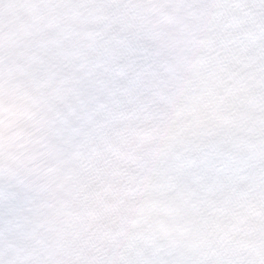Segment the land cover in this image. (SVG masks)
Instances as JSON below:
<instances>
[{
    "label": "snow or ice",
    "instance_id": "snow-or-ice-1",
    "mask_svg": "<svg viewBox=\"0 0 264 264\" xmlns=\"http://www.w3.org/2000/svg\"><path fill=\"white\" fill-rule=\"evenodd\" d=\"M110 7L0 0V264H264V0Z\"/></svg>",
    "mask_w": 264,
    "mask_h": 264
},
{
    "label": "clouds",
    "instance_id": "clouds-1",
    "mask_svg": "<svg viewBox=\"0 0 264 264\" xmlns=\"http://www.w3.org/2000/svg\"><path fill=\"white\" fill-rule=\"evenodd\" d=\"M106 4L111 5L110 8L104 9L101 11V16L105 17H115L120 11V5L125 3V0H104ZM127 2L134 3H155L157 0H127ZM146 18L143 20V24L145 26V36L144 42L148 44L149 47H166L169 45L171 33H165L158 27V23L155 17L149 16L147 13L145 14ZM98 39L94 37L93 40ZM84 47H93L92 40L82 39L81 41Z\"/></svg>",
    "mask_w": 264,
    "mask_h": 264
}]
</instances>
